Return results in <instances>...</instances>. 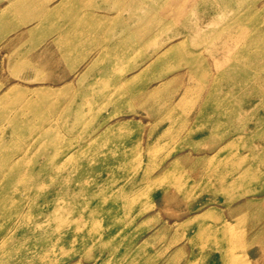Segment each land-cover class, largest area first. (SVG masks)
Returning <instances> with one entry per match:
<instances>
[{"label": "rangeland", "instance_id": "374dc122", "mask_svg": "<svg viewBox=\"0 0 264 264\" xmlns=\"http://www.w3.org/2000/svg\"><path fill=\"white\" fill-rule=\"evenodd\" d=\"M120 1L0 0V264H264V0Z\"/></svg>", "mask_w": 264, "mask_h": 264}, {"label": "bare ground", "instance_id": "6f19581e", "mask_svg": "<svg viewBox=\"0 0 264 264\" xmlns=\"http://www.w3.org/2000/svg\"><path fill=\"white\" fill-rule=\"evenodd\" d=\"M138 1H140V0H129V3H130V6H137V3H138ZM158 1V0H157ZM207 1V0H206ZM219 2V1H218ZM119 3H121V1L120 0H115V5H118ZM210 3H211V1H210ZM216 4V3H215ZM132 7H131V10H133L132 9ZM209 7H211V6H209ZM184 7H183V5H181V4H172L171 6H170V13H176V14H181V13H183L184 12V9H183ZM208 8V7H207ZM208 11V10H207ZM163 16V15H165L166 16V12H163V13H161L160 14V16ZM184 28L186 29V30H189L190 28H189V26H186V25H184ZM210 28V27H209ZM207 29V28H206ZM191 30V29H190ZM213 30V29H212ZM223 30V29H222ZM214 31V30H213ZM192 32V31H191ZM145 36V35H144ZM135 37V36H134ZM137 37V36H136ZM230 40L231 41V37H230V35H226V40ZM137 40V39H136ZM141 40V39H140ZM212 40V39H211ZM173 45V43H171L170 45H168V47H170V46H172ZM118 61H119V57L117 56V57H112L111 58V61H110V66H112V65H114V64H116V66H117V64H118ZM115 67V66H114ZM113 67V68H114ZM247 77H244L243 79H246ZM120 103V102H119ZM214 125V124H213ZM24 175V177H26V178H33V177H35L31 172H27V173H25V174H23ZM81 208V210H80V214H81V217H82V206H80ZM53 209V208H52ZM51 209V210H52ZM54 214L55 213H50V215H52L51 217H54ZM49 215V216H50ZM47 217V216H46ZM78 222V224H82V219L81 220H79V221H77ZM63 227L62 226H57L56 225V227L55 228H53L52 229V231H56V233H54V234H52L51 236H50V234H51V228H47V227H44V229H43V232H39L38 234H39V236H41V237H45V238H47V239H51L52 241H55L54 242V244H49L50 246H48V247H46V252H44L45 254H46V256H49L50 257V259H53V257H56V251L58 250H66V249H69L70 248V245H69V241L71 240V238L70 237H66V235H65V232H62L63 231ZM39 236H36V238H39ZM12 238V236H8V235H4L3 236V238H2V240H0V249L2 248V246L3 245H5L7 242H8V240L9 239H11ZM23 257V256H22ZM22 257H20V259L22 258ZM23 258H25V257H23ZM25 259H28L27 257L25 258ZM29 259H32V258H29Z\"/></svg>", "mask_w": 264, "mask_h": 264}]
</instances>
